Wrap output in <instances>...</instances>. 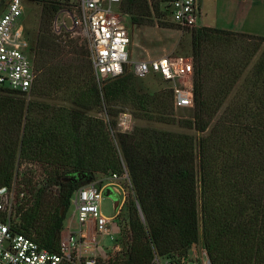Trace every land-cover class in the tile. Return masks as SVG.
<instances>
[{
	"label": "trees",
	"instance_id": "obj_1",
	"mask_svg": "<svg viewBox=\"0 0 264 264\" xmlns=\"http://www.w3.org/2000/svg\"><path fill=\"white\" fill-rule=\"evenodd\" d=\"M170 1L121 0L119 11L132 27L157 25L189 32L193 107L192 117L182 127L201 136L193 139L143 129L139 134L117 133L111 140L108 128L115 130L124 108L135 119L172 125V90L140 93L126 67L122 75L99 88L87 54L79 80L75 79V67L67 59L77 52L76 44L59 42L50 30L57 1L23 0L41 5L33 42L26 31L37 71L29 97L76 89L79 118L72 116L71 124H79V142L69 145L61 138L46 137L50 107L0 87L1 93L8 94L0 95V187L10 188L15 182L18 157L51 161V182L57 191L51 192L49 184L35 190L39 183L32 186L29 181L31 203L18 195L15 199L18 230L52 253L59 251L72 194L96 173L110 172L126 174L133 193L127 204L128 254L113 264L185 259L190 246L200 239L210 264H264V51L244 79L242 91L220 112L264 37L168 25L156 15L163 8L170 19ZM235 38L256 44L241 50L242 57H230L227 50L218 52L212 44ZM61 123L68 124L63 119Z\"/></svg>",
	"mask_w": 264,
	"mask_h": 264
},
{
	"label": "built area",
	"instance_id": "obj_2",
	"mask_svg": "<svg viewBox=\"0 0 264 264\" xmlns=\"http://www.w3.org/2000/svg\"><path fill=\"white\" fill-rule=\"evenodd\" d=\"M50 30L61 43L84 38L97 86L127 72L135 79L157 76L172 90L173 108L193 107V60L191 56L161 55L130 61L129 22L119 11L121 0H56ZM23 0H7L0 14V87L29 97L37 77L34 47L26 35ZM170 21L181 29L201 27L202 13L198 0H171ZM126 175V174H125ZM112 179H116L112 175ZM19 184L0 187V264H113L112 256L122 251L117 240L122 229L115 221L119 212L103 215L100 203L107 184L100 189L88 183L70 198L65 220L66 233L60 248L52 253L18 230ZM75 224V230H71ZM108 243V244H107ZM110 253V254H109ZM170 264V263H168ZM202 264H210L207 256Z\"/></svg>",
	"mask_w": 264,
	"mask_h": 264
},
{
	"label": "rangeland",
	"instance_id": "obj_3",
	"mask_svg": "<svg viewBox=\"0 0 264 264\" xmlns=\"http://www.w3.org/2000/svg\"><path fill=\"white\" fill-rule=\"evenodd\" d=\"M7 0H0V14L4 11V5ZM25 29L29 34L31 41L33 42L36 38V34L39 28L40 22V11L41 5L36 2H27L25 5ZM158 20L164 22L168 25H171V21L166 16L164 9L162 8L159 11V14L156 15ZM222 18H212L208 17L205 21L206 24L212 25V23H217L218 26H224V22H220ZM212 21V22H211ZM198 24H201L199 22ZM203 24V22H202ZM169 27V26H168ZM174 28L173 26H170ZM129 36H130V45L127 48L129 60L130 61H139L145 60L148 58H155L161 55L171 54V55H180V56H191L190 54V36L187 31H177L159 28L157 25L153 27H132L129 25ZM77 46V52L68 55L67 62L75 67L72 70V77L75 79L79 78V72H82L80 65L83 63L84 58L89 59V49L87 42L84 38H78L72 40ZM212 43V42H211ZM214 48L218 52H223L227 50L230 57H242L244 55L241 50L247 48H252L255 41H247L241 38H235L231 41L216 40L212 43ZM264 51V42L259 47V50L255 53L249 61L244 73L241 75L238 83L231 91L228 99L224 103L220 112L229 104V101L242 91V84L244 79L250 74L252 67L261 57ZM239 53V54H237ZM126 69L129 70L128 66ZM74 75V76H73ZM81 76V75H80ZM79 80V79H78ZM136 89L140 93H154V92H166L168 84L162 82V80L157 76H148L144 79H136ZM213 81L209 83L210 87H213ZM79 87V84H78ZM79 90V88L77 89ZM76 89H66L61 90L55 94H52L48 97H37L31 96L26 97V101H33L38 104L47 105L50 107L51 112L47 118V124H44V130H47L46 137H56L61 138L65 144L73 145L75 142H79V124H71L73 117L79 118V104H76L77 99H75ZM0 95H8L1 93ZM10 96V95H9ZM56 109H60L62 112H57ZM192 117V108H180L173 109L169 114V119L173 120L172 125H164L160 123H155L153 121L135 119L133 113L129 108H124L123 111L116 118V127L112 131L111 128H108L109 135L111 140L116 136L117 133L124 134H133L138 132V134L143 129H148L150 132H171L182 135H188L193 139H197L201 134L183 128L182 124L184 120H188ZM65 121L68 124H62L61 121ZM53 134V135H51ZM114 141V140H113ZM51 161H45L44 158H33V157H18L15 163V182L19 184L16 186L15 191L22 193L23 197L21 200L23 202L28 201V204L31 203L32 195L29 193L27 184L31 181V185L35 182L39 183L35 187L37 190L39 187H42L44 184H49L51 192L57 191L56 187L52 185L51 179L53 176L54 166L49 163ZM62 169V168H61ZM60 171V169H58ZM112 175H115L116 179H112ZM100 189L101 187L110 184L109 188L115 193L117 200L119 201L117 206L118 215L115 221L119 224L122 229L123 236L117 240V244L122 248V251L115 253L112 256L113 261L124 260L127 257V250L129 246V234L127 230L128 222V208L127 204L129 199L133 197L132 188L129 182L127 175L121 174H111L110 172H101L94 175V179L90 182ZM198 184V183H197ZM35 193V191H33ZM199 193V192H198ZM200 198L198 199V203ZM101 211L104 216L110 217L114 214V203L110 198L103 196L100 203ZM65 224V223H64ZM108 244V243H107ZM110 254V253H109ZM207 256L205 250L202 246L201 239L196 244L190 246L187 251L185 259L174 257L172 259L159 260L155 258L153 264H202L203 258Z\"/></svg>",
	"mask_w": 264,
	"mask_h": 264
},
{
	"label": "crops",
	"instance_id": "obj_4",
	"mask_svg": "<svg viewBox=\"0 0 264 264\" xmlns=\"http://www.w3.org/2000/svg\"><path fill=\"white\" fill-rule=\"evenodd\" d=\"M198 3L202 13L200 26L264 37V0H198ZM208 17L222 18L220 22L225 25L206 24ZM71 230H75V224ZM66 231L65 226L61 235Z\"/></svg>",
	"mask_w": 264,
	"mask_h": 264
},
{
	"label": "water",
	"instance_id": "obj_5",
	"mask_svg": "<svg viewBox=\"0 0 264 264\" xmlns=\"http://www.w3.org/2000/svg\"><path fill=\"white\" fill-rule=\"evenodd\" d=\"M103 196L113 200L114 209L117 208L119 201L117 200V197H116L115 193L110 188H105L104 189Z\"/></svg>",
	"mask_w": 264,
	"mask_h": 264
}]
</instances>
